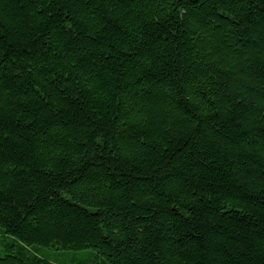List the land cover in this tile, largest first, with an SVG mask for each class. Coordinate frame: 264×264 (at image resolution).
Returning <instances> with one entry per match:
<instances>
[{
  "label": "trees",
  "instance_id": "trees-1",
  "mask_svg": "<svg viewBox=\"0 0 264 264\" xmlns=\"http://www.w3.org/2000/svg\"><path fill=\"white\" fill-rule=\"evenodd\" d=\"M0 264H264V0H0Z\"/></svg>",
  "mask_w": 264,
  "mask_h": 264
},
{
  "label": "rangeland",
  "instance_id": "rangeland-1",
  "mask_svg": "<svg viewBox=\"0 0 264 264\" xmlns=\"http://www.w3.org/2000/svg\"><path fill=\"white\" fill-rule=\"evenodd\" d=\"M72 253H73V252H67V253H63V254L55 253V254H53L52 256H53V259H54V260H57V259H59V258H68L69 256L72 255Z\"/></svg>",
  "mask_w": 264,
  "mask_h": 264
}]
</instances>
